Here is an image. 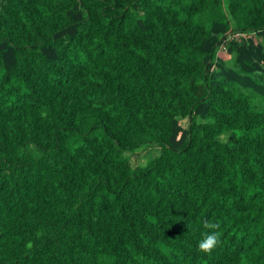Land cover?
<instances>
[{
    "label": "trees",
    "instance_id": "obj_1",
    "mask_svg": "<svg viewBox=\"0 0 264 264\" xmlns=\"http://www.w3.org/2000/svg\"><path fill=\"white\" fill-rule=\"evenodd\" d=\"M0 264H264V0H0Z\"/></svg>",
    "mask_w": 264,
    "mask_h": 264
},
{
    "label": "clouds",
    "instance_id": "obj_2",
    "mask_svg": "<svg viewBox=\"0 0 264 264\" xmlns=\"http://www.w3.org/2000/svg\"><path fill=\"white\" fill-rule=\"evenodd\" d=\"M203 227L205 229H216L217 224L211 223L207 220L203 221ZM203 239L198 243V249L202 252H211L220 243V233L213 231L210 233H203Z\"/></svg>",
    "mask_w": 264,
    "mask_h": 264
},
{
    "label": "rangeland",
    "instance_id": "obj_3",
    "mask_svg": "<svg viewBox=\"0 0 264 264\" xmlns=\"http://www.w3.org/2000/svg\"><path fill=\"white\" fill-rule=\"evenodd\" d=\"M221 52L219 51L218 54H220ZM181 123L184 125L185 124V120H182ZM224 139H227L226 136L223 137ZM155 154V151L147 148V149H141L138 150L136 152L130 153L129 157H130V162L133 166L137 165V164H142L145 163L147 158L152 157Z\"/></svg>",
    "mask_w": 264,
    "mask_h": 264
},
{
    "label": "built area",
    "instance_id": "obj_4",
    "mask_svg": "<svg viewBox=\"0 0 264 264\" xmlns=\"http://www.w3.org/2000/svg\"><path fill=\"white\" fill-rule=\"evenodd\" d=\"M235 38H245L248 37V35L244 34V33H236L233 35Z\"/></svg>",
    "mask_w": 264,
    "mask_h": 264
}]
</instances>
